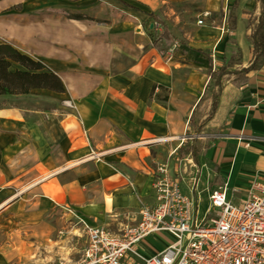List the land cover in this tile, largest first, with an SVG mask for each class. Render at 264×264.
Masks as SVG:
<instances>
[{
    "label": "crops",
    "instance_id": "1",
    "mask_svg": "<svg viewBox=\"0 0 264 264\" xmlns=\"http://www.w3.org/2000/svg\"><path fill=\"white\" fill-rule=\"evenodd\" d=\"M10 1H0V40L45 65L62 81L64 93L35 90L9 98L22 107L0 109V195L5 196L0 202V264L75 263L86 243L83 225L117 233L136 224L140 207L154 202L159 166H167L169 178H180L188 194L195 184L197 189L201 168L207 166L212 173L209 183L196 190L199 197L227 184L229 193L238 195L235 203L245 198L253 181H264V67L243 86L224 80L208 119L210 100L199 104L208 78L198 94L189 95L185 87L178 92L165 52L161 56L142 34L146 15L155 14L176 37L158 12L173 2L192 0H116L123 9L110 0H81L68 8L59 3L51 14L5 12ZM201 1L208 3L203 24L188 43L176 37L184 44L172 55L184 50L185 58L199 61L206 52L219 67L216 60L227 59L237 47L241 66L235 69L247 67L252 59L248 21L259 14L257 1H239L233 34L226 16L235 0H223L222 7L217 3L221 0ZM229 38L235 47L227 43ZM117 57L127 61V68H113ZM154 86L159 88L150 97ZM45 101L56 105L47 109ZM66 101L74 108L64 106ZM197 106L195 123L203 126L201 132L222 131L235 142L212 138L211 148L195 165L190 157L175 156L192 131L188 121ZM238 138L245 141L239 144ZM150 238L138 245L145 257L171 243L164 240L150 251Z\"/></svg>",
    "mask_w": 264,
    "mask_h": 264
},
{
    "label": "built area",
    "instance_id": "2",
    "mask_svg": "<svg viewBox=\"0 0 264 264\" xmlns=\"http://www.w3.org/2000/svg\"><path fill=\"white\" fill-rule=\"evenodd\" d=\"M63 104L74 108L71 101ZM243 141L237 140L239 144ZM181 182L168 177L166 165L159 166L152 187L154 202L140 207L136 224L117 233L83 225L85 247L78 261L70 264H123L127 260L139 264H264V181H253L238 203L227 184L216 188L208 194L202 211L196 184L188 194ZM158 234L171 237L172 242L152 257L140 254L138 245Z\"/></svg>",
    "mask_w": 264,
    "mask_h": 264
},
{
    "label": "trees",
    "instance_id": "3",
    "mask_svg": "<svg viewBox=\"0 0 264 264\" xmlns=\"http://www.w3.org/2000/svg\"><path fill=\"white\" fill-rule=\"evenodd\" d=\"M239 1H234L233 5L228 9L226 16V26L231 34L234 33L236 28V11ZM256 1L259 14L255 17L251 15L248 21L249 33L247 35V43L251 47L252 59L247 67L235 69L241 66V52L235 47V41L232 38L227 39V43L233 45L235 48L231 50L230 56L226 59L225 63L219 67L213 64L209 53L202 52L208 62V81L199 104L210 100L211 107L208 119L216 111L224 80L230 79L235 85L243 86L248 83L251 73L258 72L264 67V0ZM146 16L153 25H156L153 28L156 38L153 46L156 45V41H162L169 46L170 50H174L177 45L184 44L171 34L165 22L157 15L148 14ZM66 17L71 20H89L80 15H66ZM158 50L161 56H164V51ZM157 88L159 87H152L150 97H152ZM35 90L48 91L55 94L64 93L62 81L45 65L0 40V98L27 97ZM166 100V96L162 98L163 102H166ZM197 110L198 106L188 121V127L194 134L199 135L203 126H198L195 123ZM197 142V140L193 139L184 141L177 150L175 157L179 160L190 157L193 163L198 165L199 159L211 148V142L204 144H198ZM218 180V177H216L211 185L214 186V184L218 183Z\"/></svg>",
    "mask_w": 264,
    "mask_h": 264
},
{
    "label": "rangeland",
    "instance_id": "4",
    "mask_svg": "<svg viewBox=\"0 0 264 264\" xmlns=\"http://www.w3.org/2000/svg\"><path fill=\"white\" fill-rule=\"evenodd\" d=\"M110 1H112L115 6H118L121 9H123V7L116 0H110ZM222 1L223 0H221L220 2H217L219 7H222V4H223ZM81 2H82L81 0H59V1L58 0H11L8 8H5L6 10L5 12H11V13L20 12L21 13L24 11H29L28 12L29 14H32V13L33 14L34 13H50L51 14L57 11L55 10V6L59 3L68 8V7L77 6ZM83 3H85V1ZM128 4L131 5V3L129 2ZM207 5L208 3L201 1V0H192L190 2H183V3L173 2V4L169 6L167 5L163 7L162 9H160L158 14L161 16L162 19H164L168 23L169 27L172 30V33L178 39L186 41L188 43L193 37L196 29L199 27L197 23L203 20L201 16L202 11L206 8ZM67 8H63V9L67 10ZM106 8L107 7L103 5L102 9H106ZM219 17H220V14L219 13L216 14V18L218 20H219ZM206 23L209 24V20L206 21ZM107 24L109 25L110 23H107ZM151 24L152 23L147 19L144 23H141V30L143 31L142 34L147 37L149 43L153 44L155 43L156 38L153 34L154 33L153 30L149 29V26ZM193 45L194 44H192V46ZM156 46L165 52L164 62L168 63L171 67L172 81H173L175 89L179 92L185 87L186 90L190 93L189 95L198 94L201 91L207 79L206 64L202 63V60L203 61L205 60L204 57L203 58L198 57V59H200L199 61L191 60L190 58L184 57L186 56V52L184 50H178V52L176 53L177 55H172L169 46L164 44L163 42L156 41ZM195 49L196 48H194L193 50L195 51ZM218 59L219 60H216V63L218 65H223L226 61V59H222L221 57H219ZM127 66H128V63L126 60L121 59L119 57L115 58L114 67H113L115 70H124L125 68H127ZM161 95L163 97L166 96L165 93H162ZM33 100H37V99L34 98ZM45 102L48 105L46 107L47 109H50L49 106L51 104L56 105L55 103H51L50 101H45ZM13 106L22 107L23 105L21 104V102L17 103L9 98H0V109L6 108V107H13ZM221 132L222 131L213 132L212 135H205V133L201 132L199 135H196L192 131L189 130V134L185 136V139L186 140H190V139L197 140L198 144L209 143V141L212 138H215L216 140H220V141L225 140L230 144L235 142L234 140H232V137H229L228 135H224L222 134L224 132L222 133ZM241 155L242 154L240 153L238 163L242 160ZM241 164L242 163H239V165ZM211 169L212 167H210V170ZM211 173L212 172L208 170L207 166H202L201 173L198 178L197 189H196L197 191H201L205 183H209L208 177L209 175H211ZM194 178H197V176ZM6 196H12V194L7 193ZM4 197H5L4 195H0V202L4 200ZM236 197H238V195H236ZM200 198H201V203H202L201 204L202 207L200 208V210L202 211L207 207L208 194L207 193L201 194ZM18 211L19 209L16 208L15 213H17ZM150 237L151 238L147 242L148 248L150 249V251H155L156 249L166 244L164 240L167 242H172V239L170 237H167L166 239H163L164 237H161V236L157 237L156 235H153ZM138 250L140 254L143 255V251H141L139 248Z\"/></svg>",
    "mask_w": 264,
    "mask_h": 264
},
{
    "label": "water",
    "instance_id": "5",
    "mask_svg": "<svg viewBox=\"0 0 264 264\" xmlns=\"http://www.w3.org/2000/svg\"><path fill=\"white\" fill-rule=\"evenodd\" d=\"M153 28V25H150V29H152Z\"/></svg>",
    "mask_w": 264,
    "mask_h": 264
}]
</instances>
